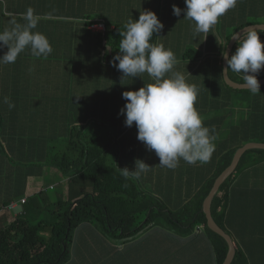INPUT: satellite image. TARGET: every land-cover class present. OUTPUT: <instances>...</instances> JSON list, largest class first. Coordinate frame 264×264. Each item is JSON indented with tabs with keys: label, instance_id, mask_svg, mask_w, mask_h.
<instances>
[{
	"label": "trees",
	"instance_id": "trees-1",
	"mask_svg": "<svg viewBox=\"0 0 264 264\" xmlns=\"http://www.w3.org/2000/svg\"><path fill=\"white\" fill-rule=\"evenodd\" d=\"M34 1L0 0V31L13 18L23 23L21 14L28 8L34 10L38 23L44 21L46 16L36 11ZM91 16H80L82 22L77 28L56 23L53 28L38 25L35 29L48 40L51 33H75L73 37L89 38V46L96 49L93 61L82 57L75 60L77 67L88 72L87 78L81 77L85 81L98 80L97 75L85 69L88 62H93L91 66L112 64L119 51V33L127 23L116 22L109 27L106 19ZM93 23H102L104 29L91 32L87 25ZM245 24L248 22L224 34L223 41L213 48L217 58L201 60L200 67L207 69L202 70L203 75L197 81L201 101L197 109L204 125L215 129V151L207 163L187 164L181 160L174 169L161 167L155 153L127 156L126 144L119 139V128L108 120L113 109L101 106L103 102L96 99L93 101V94L88 95L92 98L85 97L86 105L92 108L60 107L64 91H57L67 85H80L81 78L64 71L52 73L49 57H35L26 49L15 63L0 65V219H7L0 227V264H67L72 260L76 241L81 242L79 246L83 243L95 251L102 264L115 263L118 250L122 251V261L136 258L137 264H147L149 254L140 253L134 241L150 229H163L170 240L165 241L169 252L157 259L154 254L153 262L148 264H155L156 260L157 264L191 261L193 242L200 233L205 234L216 263L221 264L227 243L207 227L203 199L239 147L249 141L264 142V84L260 93L252 94L248 89L229 87L222 77V52L230 36ZM152 42L155 43V35ZM236 48L237 42L229 56ZM5 51L6 47L0 49V55ZM197 54L189 48L183 56L194 60ZM205 61L207 66H203ZM228 76L233 81L245 82L241 73L229 70ZM51 86L56 101L48 97L47 89ZM5 96L15 105L13 108L4 103ZM125 160H130V164ZM136 160H142L158 175L164 170L165 177H184L186 181L167 182V178L154 185L141 178L124 177L120 169L135 171ZM261 161L264 149L244 151L234 171L212 197L211 216L227 234L225 221L230 212L228 198L233 182L246 164L252 168ZM22 198L24 202H20ZM13 203L18 204L17 211L13 210ZM233 244L235 254L230 264H247L234 240Z\"/></svg>",
	"mask_w": 264,
	"mask_h": 264
},
{
	"label": "crops",
	"instance_id": "crops-1",
	"mask_svg": "<svg viewBox=\"0 0 264 264\" xmlns=\"http://www.w3.org/2000/svg\"><path fill=\"white\" fill-rule=\"evenodd\" d=\"M242 1L250 2L251 0H238L237 4ZM261 1L262 8L254 9L264 10V0ZM34 3L37 9L36 11H40V13H44L43 15L46 16V19L40 21L38 25L40 27L46 26L50 28H53L56 23H59L58 26L60 27L67 28L69 26H75L77 28L81 26L80 23L82 21L79 19L80 16L83 17L85 15H92L91 19H106L110 22L109 27H112L116 22H128L130 19L137 20L140 12L143 10L155 12L158 19L164 25L162 31L157 34L158 36L155 35V43H163L166 48H170L174 52L177 63L173 70L184 73L188 82L196 86L197 81L203 75L202 70L207 69V67H200L201 60L213 61V58H217L214 56L213 48L215 50L218 43L223 41L224 34L228 33V31L226 32L227 26L232 23L236 16L238 17L240 15L236 7L230 9L224 15L227 19H222L220 24L217 22L208 33H200L194 36L193 29L195 22L184 19L183 12L179 17L174 16L172 12L173 4L182 9L185 8L184 0H35ZM240 7L244 12L245 5L243 4ZM237 22L240 24L243 21L239 19ZM251 23L264 22H248V24ZM93 24L87 25V28L91 32L102 31L91 29L90 26ZM262 34H260V39L264 42V34ZM72 35H75V33H72ZM72 35H54L51 33L49 42L53 51L47 56L49 57V68L52 70V73L56 72V75L60 71H64L67 75L77 78H87L88 76L86 75H88V72L84 71L82 67H77L75 60L78 57H82L93 61L92 55L96 54V49L89 46L90 42L88 37L84 38L80 35L73 37ZM189 48H193L198 52V56L194 57V60L183 56L184 52ZM84 52H86V56ZM206 61L203 63V66H207ZM92 63L88 62L85 65V69H89L91 74L97 75L98 80L88 78L85 81V78H81L80 85H67L64 88H60V91L56 90L57 92L64 91L61 94L59 106L64 109H87V106L91 107V105H86V98H92L88 97V95L93 94V101L96 99L98 103L103 102L101 106L113 109L112 117L108 120L109 123H113L114 126L119 128V139L126 144L124 151L126 150L125 154L127 156L141 154L149 156L154 154V150L149 151L143 143L140 144L141 141L137 139L138 129L135 123L132 127L126 128L124 124L125 116L119 114L120 109L127 102L122 98V93L130 90H138L145 84L151 83L152 81L147 73L143 74L142 78H122V73L113 67L112 64L95 63L94 66H91ZM211 63L213 64V62ZM188 73L191 75H188ZM100 76L101 78H99ZM52 89L53 86L48 87V97L56 101L58 99L55 98V92ZM195 106L196 108L201 107V101L198 98ZM124 162L130 164V160H125ZM160 172L161 174L158 175L150 169L143 176L141 175L140 178L141 180L152 182L155 185L156 183H161L162 180L166 181L168 178L163 175L166 171L163 170ZM172 179H175L174 181L178 179L181 181L185 180L184 177L171 176L167 179V182H171ZM228 199L230 200V212L225 221L228 235L232 237V242L234 240L242 250V253L247 259V264H264V161L258 162L252 168L249 164L244 166L238 179L233 182ZM17 209L18 204L16 203L13 210L17 211ZM5 220L7 219H0V227ZM167 235L169 234L163 229H150L144 232L138 241H134V245L141 250L140 253L149 254L147 264L150 261L153 262L154 254H156L157 259L160 255H165L169 252L165 249L169 246L165 244V241L170 240V236ZM196 236L194 239L195 242H193L194 247L191 249L193 250V259L191 261L185 259L182 261L178 260L175 264H217L212 247L206 242L207 237L205 234L200 233ZM78 243L81 242L76 241L73 244L72 260L78 254L84 261V264H95L94 261L96 263L99 262L101 257L95 251L87 248L83 243L79 246ZM131 246L133 247V244ZM183 246L187 247L185 243H183ZM191 246L188 247L191 248ZM121 247L119 245V249ZM138 257L140 258V256ZM122 258V251L118 250L115 253V263L113 264H137L136 258H130L129 261H122ZM70 263L71 261L67 264ZM157 263L156 260L155 264Z\"/></svg>",
	"mask_w": 264,
	"mask_h": 264
},
{
	"label": "clouds",
	"instance_id": "clouds-1",
	"mask_svg": "<svg viewBox=\"0 0 264 264\" xmlns=\"http://www.w3.org/2000/svg\"><path fill=\"white\" fill-rule=\"evenodd\" d=\"M238 0H184L185 8L173 4V15L195 22L193 35L208 33L220 17L236 7ZM23 23L15 18L0 31V65L15 63L26 49L35 57H47L53 49L48 38L36 31L38 17L32 8L21 14ZM164 28L155 12L143 10L137 20L130 19L119 33V51L112 58V66L124 77H141L147 73L151 83L138 90L122 93L127 102L120 109L124 124L138 129L137 139L149 151L155 152L159 165L174 169L183 160L187 164L207 163L215 151L217 135L214 128L206 127L196 108L199 88L188 82L184 73L174 71L176 56L163 43H153L154 35ZM264 28L246 27L232 35L237 42L235 52L229 56L222 52L226 62L224 73H242L243 87L252 94L260 93L257 74L264 69V42L260 34ZM158 36V35H157ZM118 61V63H116ZM188 75H191L188 73ZM9 109L15 105L4 97ZM142 160L135 161V171L120 169L124 177L139 179L150 170Z\"/></svg>",
	"mask_w": 264,
	"mask_h": 264
},
{
	"label": "water",
	"instance_id": "water-1",
	"mask_svg": "<svg viewBox=\"0 0 264 264\" xmlns=\"http://www.w3.org/2000/svg\"><path fill=\"white\" fill-rule=\"evenodd\" d=\"M246 27L264 28V23H251V24L245 25V26L237 29L235 32H241L242 29L246 28ZM232 35L230 36V38H229V40L225 46V49H224V52H227L228 55H230L231 49H232L233 45L236 43L235 40L231 39ZM225 66H226V62L222 56V77H223L224 82L229 87H231L233 89H247V88L243 87L245 82L233 81L229 78L228 72L224 73ZM258 80H259L260 85L264 84V77L258 78ZM252 148L264 149V142L249 141V142H246L245 144H243L241 147H239L235 151V153L233 154V157H232L229 165L225 169H223V171H221V173L215 178L209 192L207 193V195L205 196V198L203 199V202H202V211L204 212V215L206 217L207 227L211 231H213V232L217 233L218 235H220L221 237H223L227 243V247H228L227 253H226V256H225V258L221 264H230V262L234 256V253H235V248H234V244L232 242L231 237L226 232H224L221 229V227H219L216 224V222L213 220V218L211 216V212H210V203H211L212 197L217 192L220 184L224 181V179L229 174H231L234 171V169H235L241 155L243 154V152L248 150V149H252Z\"/></svg>",
	"mask_w": 264,
	"mask_h": 264
},
{
	"label": "rangeland",
	"instance_id": "rangeland-1",
	"mask_svg": "<svg viewBox=\"0 0 264 264\" xmlns=\"http://www.w3.org/2000/svg\"><path fill=\"white\" fill-rule=\"evenodd\" d=\"M243 4L245 5V11L244 12H243V9L240 7ZM261 4H262L261 0H254V1L251 0L250 2L242 1V2L238 3L236 5V10H237V12H239L240 15L238 17L236 16V18L232 21V23L227 26L226 32L227 31L230 32L232 30V28H234L238 24L237 20H239V19L242 20L244 23L251 22V21L264 22V10L254 9V8H262ZM222 19H227V18H226V16L223 15L218 20V24H220L222 22ZM258 75H260V77H258V78L264 77V69H261V71L258 73ZM256 142H258V141H256ZM94 262H95V264H102V261L101 262L99 261L97 263H96V261H94ZM70 264H84V261L79 257L78 254H76L73 257V260H71Z\"/></svg>",
	"mask_w": 264,
	"mask_h": 264
},
{
	"label": "built area",
	"instance_id": "built-area-1",
	"mask_svg": "<svg viewBox=\"0 0 264 264\" xmlns=\"http://www.w3.org/2000/svg\"><path fill=\"white\" fill-rule=\"evenodd\" d=\"M90 28L91 29H96V30H103L104 29V27H103V25L101 23H95V24L91 25ZM24 201H25V199L22 198L21 202H24Z\"/></svg>",
	"mask_w": 264,
	"mask_h": 264
}]
</instances>
